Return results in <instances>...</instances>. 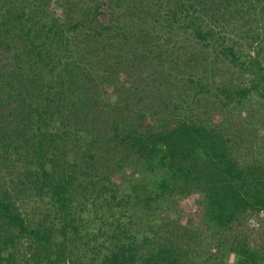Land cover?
I'll use <instances>...</instances> for the list:
<instances>
[{
  "label": "trees",
  "instance_id": "1",
  "mask_svg": "<svg viewBox=\"0 0 264 264\" xmlns=\"http://www.w3.org/2000/svg\"><path fill=\"white\" fill-rule=\"evenodd\" d=\"M126 64L150 87L137 106L161 126L120 117L132 108L118 94L88 92L123 80ZM254 96L264 99V0H0V264H188L153 224L192 193L220 264H264V241L233 232L264 214V160L241 164L224 123L195 114L207 99L225 110ZM186 102L189 118L169 123ZM126 167L137 177L123 197L110 185Z\"/></svg>",
  "mask_w": 264,
  "mask_h": 264
},
{
  "label": "rangeland",
  "instance_id": "2",
  "mask_svg": "<svg viewBox=\"0 0 264 264\" xmlns=\"http://www.w3.org/2000/svg\"><path fill=\"white\" fill-rule=\"evenodd\" d=\"M33 1L34 0H27L29 4ZM33 7L34 6H32V8ZM132 24L135 25L134 27H138L137 22L133 21ZM124 70L125 77L122 76L124 77L123 80L121 76H114L110 79V82L107 85H98V87L93 89V91L88 92L91 94V96L103 95V92L107 94V90L118 94L117 96L121 97V99H118L120 101V104L125 105L127 103L132 108V110L129 109L131 111H128V109L125 108L127 113H121L119 115L120 117L131 119L137 113L141 112L143 118L146 112V110L144 109L145 107L144 105H142L141 108L137 106V102L139 100L137 97L141 96L140 91L141 88H143V83L141 81L142 78H136V74L134 73L135 68L133 69L130 64H126L124 66ZM232 70L238 73L237 69ZM236 77L237 76H235V78ZM147 88L150 87H144L143 89L145 90ZM136 93L140 95H135ZM160 96H162V94H160ZM157 98H159L160 101V99H162L163 97ZM111 102H113V99L111 100ZM102 103H104L103 100ZM102 103L99 105L103 106ZM202 103L203 104L200 105L199 109H197L198 111H196L195 114L199 115L205 111L206 113L210 112L212 115L211 118H213L210 122L211 125L218 121H222L224 123V125H221L220 129L225 130L226 133L229 136L233 137V140L236 141V146L234 148V157L241 164L248 165L255 160H264V99L254 96L247 102V104L244 105V107H239L236 109L227 108L225 110L214 109L213 102L208 101V99L203 101ZM187 104V102L183 103V106H185L183 107L184 109L178 110L179 116L177 115V111L168 114L169 123L176 124V121H178L177 118L182 119L183 116L188 117L189 115H191V113L189 112L190 105L188 106ZM158 109V106H154L152 111L154 112ZM101 111L105 120V123L104 121H102V131L108 130L109 120L107 119L109 118V113L106 110V107ZM149 114L150 111H148L146 115L147 124H158L159 120H155V118L152 117V113L150 115ZM160 124L161 123H159L158 125ZM71 144L75 143H68L67 148L69 150V155L67 156V158L73 161L77 160L78 162H80L82 160V158L80 159V157H82V152L79 149V145L68 147ZM133 177H137V174H134L132 168L126 167L120 175L113 178L114 186H110L112 190L119 189L118 196L125 197V191L133 182ZM176 199L177 200H173L172 203L165 204L159 211V217L156 216V221L153 224L155 225V227L159 228H155V230L161 228V230H165V232H167L168 234L175 236L179 243L185 245V249L188 254V264H220L219 260L221 258V254L218 255L219 250L215 246V244H217L218 242V237L213 236L211 233H209L207 229L202 225L200 218L197 217V211H201L200 205H198L199 194L192 193L191 195L183 199ZM100 202H102L104 204L103 206H105L106 208L107 200L103 199ZM89 212L90 213L88 218H94L95 224L98 225L97 219L100 215H102V213H99L98 211L95 212V209H90ZM130 213L135 223L139 222L140 224L139 219L140 216L143 215L142 211L137 207L135 209H132ZM191 222L192 226L189 224ZM126 223L129 227H132L133 230L135 229V223L133 221H131L130 223L127 220ZM143 225L145 226L146 224L144 223ZM240 225L241 227H239ZM146 230L151 236V231H149V229ZM233 232L234 234L239 233L240 235H248L250 237V241L253 244L260 245L264 241V214L251 215L249 217L241 218V223L239 222L237 228H235ZM228 261H233V255L229 256Z\"/></svg>",
  "mask_w": 264,
  "mask_h": 264
}]
</instances>
